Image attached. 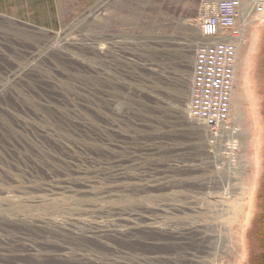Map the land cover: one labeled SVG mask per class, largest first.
Listing matches in <instances>:
<instances>
[{
	"label": "rangeland",
	"instance_id": "374dc122",
	"mask_svg": "<svg viewBox=\"0 0 264 264\" xmlns=\"http://www.w3.org/2000/svg\"><path fill=\"white\" fill-rule=\"evenodd\" d=\"M208 1L0 0V264L264 262V14L239 53L246 161L228 181L186 113ZM107 163L125 173L110 198ZM81 184L92 193L49 197ZM120 207L135 237L76 235ZM179 230L194 231L187 247Z\"/></svg>",
	"mask_w": 264,
	"mask_h": 264
},
{
	"label": "built area",
	"instance_id": "2783aa9c",
	"mask_svg": "<svg viewBox=\"0 0 264 264\" xmlns=\"http://www.w3.org/2000/svg\"><path fill=\"white\" fill-rule=\"evenodd\" d=\"M263 14V0H218L205 3L197 21L203 42L195 51L186 113L201 126L213 167L220 164L228 181L246 161V133L234 110L239 53L249 25Z\"/></svg>",
	"mask_w": 264,
	"mask_h": 264
},
{
	"label": "bare ground",
	"instance_id": "6f19581e",
	"mask_svg": "<svg viewBox=\"0 0 264 264\" xmlns=\"http://www.w3.org/2000/svg\"><path fill=\"white\" fill-rule=\"evenodd\" d=\"M209 3L210 2L208 1L207 4H209ZM141 44H143V43H141ZM143 48H146V47H144V45H143ZM147 48H149V47H147ZM142 66L145 68L148 65L142 64ZM188 100H189V96H188L187 102H188ZM108 137H109V134L107 131H105V132H103V135H101L99 138H100V140H102V142L104 144L109 145ZM106 165H107L106 166L107 169L103 174V179L105 181V189L106 190L103 191L101 194L102 195L105 194V195H103V197L110 198V197H115L118 194L123 192V188L125 185V176H124L125 173H124V168H123L122 164L112 165V164L107 163ZM57 190H58V188L49 189L48 191L51 193L49 197L56 196V195H65L66 193L73 194L76 196H85L87 194L92 193L93 187L89 184H84V185L81 184L79 186H73V187L65 186V188L63 190L56 192ZM43 200L44 199L40 198L38 201L43 202ZM106 214H108V217H109V225H106L104 223L92 224L89 226L87 231H85L81 234H79L77 232L76 235L77 236H83L86 238L97 239V240L101 241L102 243H105L108 246H112V243H114L116 240L131 239L132 237H135L130 231L128 232L127 228L129 226L127 227V225H128L129 220L126 217V216H128V214H126V212L123 208H121V207L120 208H114ZM129 216H130V218L132 216V220H130V221H133V220H137L138 215L134 213V214H130ZM31 225L33 228L39 230L40 228H43L44 226L46 227L48 224L46 222H43V221L42 222L41 221H38V222L34 221L33 224L31 222ZM149 226L153 227V226H151V224ZM60 227H62V226H60ZM135 227H137V224L133 226V228H135ZM153 228H156V227H153ZM168 230L171 232L173 231L170 228ZM192 232H194V231L193 230H189V231L188 230H179L178 232L172 234L173 241H175V243L178 246H183V247L186 246L187 247V245H189V243H190L189 236H191V235L194 236V233H192ZM130 234H132V236H129ZM187 235H188V237H187ZM194 238H195V236H194ZM196 238H197V235H196ZM201 240L203 241L204 244L205 243L209 244L207 247H210L212 244V242H210V240L208 242L207 237H201ZM212 247H213V244H212ZM111 248H113V247H111ZM65 250H67L66 247H62L58 250L55 249V251H65ZM113 251L115 253L120 254V251H115V250H113ZM205 252H207V251H205ZM185 254H188V253L185 252ZM57 256L63 257V256H65V254H59Z\"/></svg>",
	"mask_w": 264,
	"mask_h": 264
},
{
	"label": "trees",
	"instance_id": "16d2710c",
	"mask_svg": "<svg viewBox=\"0 0 264 264\" xmlns=\"http://www.w3.org/2000/svg\"><path fill=\"white\" fill-rule=\"evenodd\" d=\"M262 207H263V212L260 214V222H261V224H262V227H264L263 226V224H264V201H263V205H262ZM264 263V262H263ZM262 263V264H263Z\"/></svg>",
	"mask_w": 264,
	"mask_h": 264
}]
</instances>
